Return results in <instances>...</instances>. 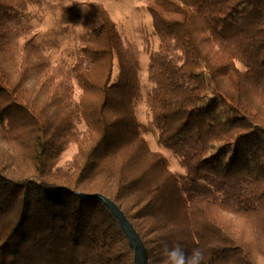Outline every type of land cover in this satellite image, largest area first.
<instances>
[{"label": "trees", "instance_id": "obj_1", "mask_svg": "<svg viewBox=\"0 0 264 264\" xmlns=\"http://www.w3.org/2000/svg\"><path fill=\"white\" fill-rule=\"evenodd\" d=\"M40 1L0 0V264H135L91 193L121 207L151 264L177 246L202 264H264V0L147 5L148 124L136 50L108 9L70 6L81 26L57 62L32 23Z\"/></svg>", "mask_w": 264, "mask_h": 264}, {"label": "rangeland", "instance_id": "obj_2", "mask_svg": "<svg viewBox=\"0 0 264 264\" xmlns=\"http://www.w3.org/2000/svg\"><path fill=\"white\" fill-rule=\"evenodd\" d=\"M77 0H41L31 4L30 9L34 19L32 23L39 33V39L44 42L46 51L54 61L60 62L62 58L70 55L69 49L74 44L76 32L81 23H73L70 19V6ZM102 3L116 21L118 29L126 44H132L136 50L141 66V91L137 111L142 122L149 123V114L146 105L147 92L150 87L148 81V62L152 50L158 48L159 39L152 26V18L147 10V5L152 0H83ZM75 30V32H74ZM240 66V64H239ZM150 146L166 155L170 168L174 171H183L175 154L161 145L156 140L153 131L144 133ZM77 152L76 144H71L62 155L60 164H65Z\"/></svg>", "mask_w": 264, "mask_h": 264}, {"label": "water", "instance_id": "obj_3", "mask_svg": "<svg viewBox=\"0 0 264 264\" xmlns=\"http://www.w3.org/2000/svg\"><path fill=\"white\" fill-rule=\"evenodd\" d=\"M88 196L101 200L110 209L123 228L133 250L135 264H151L148 257V250L139 232L129 220L126 213L110 197L102 193H91Z\"/></svg>", "mask_w": 264, "mask_h": 264}, {"label": "clouds", "instance_id": "obj_4", "mask_svg": "<svg viewBox=\"0 0 264 264\" xmlns=\"http://www.w3.org/2000/svg\"><path fill=\"white\" fill-rule=\"evenodd\" d=\"M83 0H77L76 3L82 4ZM68 4L67 6H71ZM164 255L168 264H202L204 259L200 249H193L191 254L185 253L179 246L173 249L165 247Z\"/></svg>", "mask_w": 264, "mask_h": 264}]
</instances>
